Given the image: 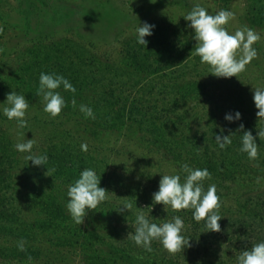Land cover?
<instances>
[{
  "label": "rangeland",
  "instance_id": "rangeland-1",
  "mask_svg": "<svg viewBox=\"0 0 264 264\" xmlns=\"http://www.w3.org/2000/svg\"><path fill=\"white\" fill-rule=\"evenodd\" d=\"M195 4L212 15L221 10L212 0H0V103L5 102L10 91H16L25 95L30 104L24 128L8 120L2 112L7 105H0V207L4 203L0 209V247L20 250L18 245L23 242L24 250L35 251L23 259L12 258L16 250L9 257L3 251L0 264H139L138 260L122 257L116 248L131 240L129 233L134 232L139 213L150 222L163 219L162 204H155L152 195L158 190L160 175L179 174L180 166L148 133L126 123L113 128L103 126L109 114L105 104L110 91L126 93L132 83L154 78L157 84H149L148 88L155 91L166 88L175 93L178 83L199 80L205 92L201 106L219 110L223 116L239 111L241 119L235 122L264 129V119L256 117L258 109L252 98L253 88L264 87V27L248 25L244 16L248 10L246 0H230L222 8L233 13L225 25L229 32L246 25L261 37L253 45L257 56L237 77H216L205 63L198 64L199 76L191 70L181 74L174 67L169 71H153L150 65L155 66L156 56L146 59L149 69L145 66V70H139L121 63L118 77L111 69L120 64L121 43L133 46L131 39L136 37V27L142 22L155 25L153 33L160 31L158 46H150L152 52L173 51L170 58L164 55L169 65L182 55H193L196 42L183 16ZM146 39L156 41L152 35ZM184 39L191 47L186 49ZM85 56L92 65L82 60ZM82 61L89 70L94 69L91 80L94 85L83 87L78 86V81H70L72 73L78 77L85 75V66H78ZM70 63L72 69L68 67ZM99 65L101 73L95 70ZM41 72L63 75L76 88L75 94L62 87L58 89L66 101L58 116L46 113L43 98L37 95ZM131 76L134 82L127 83ZM73 98L77 101L75 107L71 103ZM92 100L98 101L97 109L93 110L95 118L86 117L79 110L81 104L91 107ZM223 121L225 126L233 123ZM221 131L231 129L222 126ZM23 134L26 139H34V153L47 154L45 167L32 166L31 161L24 159L26 154L16 150L15 144L23 139ZM258 142L256 158L250 159L246 153L238 158L250 168L249 181L227 180L224 184L231 192L219 197L220 208L226 215L222 221L228 222L238 207L246 203L260 206L258 212L264 209V137H257ZM84 143L87 151L81 150ZM216 146L212 142L209 153H217ZM227 147L230 150L224 153L235 160L233 153H241L240 149L232 143ZM85 168L101 175L99 186L109 193L77 225L65 206L67 188ZM129 204L131 208L123 209ZM165 207L167 212L180 213ZM245 225L255 232L262 230L258 234L262 238L255 244L264 241V225L247 220ZM220 256L213 253L208 259L220 264ZM179 264L206 263L185 259L179 260Z\"/></svg>",
  "mask_w": 264,
  "mask_h": 264
},
{
  "label": "trees",
  "instance_id": "trees-1",
  "mask_svg": "<svg viewBox=\"0 0 264 264\" xmlns=\"http://www.w3.org/2000/svg\"><path fill=\"white\" fill-rule=\"evenodd\" d=\"M212 1L221 9L226 8L230 2V0ZM245 5L248 7L244 15L248 25L251 27H264V0H246ZM249 14L251 15L248 16ZM159 32L153 33L152 37L156 41H150L146 49L143 45L137 43L136 37L130 38L133 40V46L129 42H122L119 53L120 64L118 67L113 66L111 68L115 72V76H119L117 70H120L121 63L131 66V68H139V70H145V66L149 69L146 59L148 61L152 56H156L153 60L155 66L153 67L152 63L150 65L153 71H169L174 67L181 74L191 70L196 73V76H199L201 72L199 71L198 64H201V61L200 57L195 55V53L193 55H182L176 59L175 63L169 65L165 61L164 55L170 58L173 55L172 50H169V53L158 49L153 52L151 51V45L158 46L159 44V40L157 39ZM184 45L186 49L187 47H191V43L185 39ZM82 60L89 62V64L91 63L88 56H85ZM83 64L81 63L78 66H85L84 70L86 72L83 70L85 75L78 77L72 73L69 77L71 82L78 81V86L81 84L84 87L93 83H91V80L95 76V72L94 69L93 71L89 70L90 68L87 67L88 64L86 62H83ZM68 67L72 69L73 64L70 63ZM95 70L97 73L102 72L100 65L95 67ZM126 82H134L132 76ZM155 82L154 78L143 79V81L141 79L137 84L132 83L133 85L126 93H122L120 90L119 92L110 91L109 93L101 91V93H107L109 100L105 104V108H108L109 114L106 115L108 118L105 116L103 126L105 128H113L118 124L126 123L129 126L148 133L157 143L162 144L164 151L180 166L179 174L182 181L186 174L182 172L181 165L187 163L192 168H207L211 173V179L203 181L204 190L207 191L209 185L215 184L216 194L220 198L231 192V189L224 186L227 180H233L236 183L249 181L251 177L250 168L242 165L239 162L240 159L238 160L244 153L236 151L237 153H233L235 160H230L231 156L228 155L229 153H224L230 150L229 147L220 149L218 145L216 146L217 153H209L208 147L212 142L216 143L214 140L216 135L230 134L232 141H234L232 142V146L237 150L240 149L243 130H238L240 124L237 122H233L231 126H225L223 121L224 116L220 114L219 110H216V112L214 109L208 110L201 106L205 98L202 81L187 80L178 83V90L175 93L168 91L166 88L157 91L148 88L149 84L156 85L157 83ZM172 85L175 86L176 84L173 83ZM83 93L87 92L83 91ZM91 102V108L96 110L98 101L93 102L92 100ZM243 125L244 130H250L253 135L260 131V128L254 124L248 125L243 123ZM196 126L199 128L194 130ZM222 126L231 129V131L222 132ZM257 144L259 145L260 143L258 142ZM262 164H264V160H262ZM3 207L4 203H2L0 209ZM162 208L161 215L163 219L154 223L161 224L165 221H171L172 217L175 216L173 211L167 212L164 210L166 207L163 205ZM259 208L260 206L256 203H253V205L246 203L238 207L236 213L233 214V217L228 222L222 221V219L219 221V232L208 231L203 221H196L193 218L192 210L183 209L180 210L178 215L184 221L182 235L186 239H190V247H185L182 251L171 253L158 240H153L151 251H148L142 246H137L131 239L121 247H117L116 252L129 260H138L139 264H179V260L185 259L215 264L214 261L208 259V256H211L213 253H220V264H237V257L241 252L250 249L255 244L254 242H258L262 238L261 236L260 238L258 237L262 234V230L255 232L254 229L250 228V225L249 227L245 225L246 220L251 222V224L264 225V209L258 212ZM218 212L221 217L226 216L225 211L221 208ZM229 227H232L233 230L231 231ZM14 250H16V253L12 258L23 259L25 256L28 257L35 252L29 249L20 251L15 248L0 247V256L3 251H6V257H9L13 254ZM120 258L118 257L117 261Z\"/></svg>",
  "mask_w": 264,
  "mask_h": 264
},
{
  "label": "clouds",
  "instance_id": "clouds-1",
  "mask_svg": "<svg viewBox=\"0 0 264 264\" xmlns=\"http://www.w3.org/2000/svg\"><path fill=\"white\" fill-rule=\"evenodd\" d=\"M186 25L193 31L195 40V55L200 57L201 63L207 64L212 75L216 77H237L246 65L256 56L257 50L253 45L261 39L259 33L248 27L243 26L234 33L228 31L227 25L233 18V13L221 9L215 15L209 14L208 10L200 4H195L190 11L183 16ZM155 25L148 22L138 23L136 27V41L146 49L149 41L146 37L153 35ZM76 92L75 86L63 75L56 73L41 72L39 76V87L37 95L42 96L44 111L51 116H58L66 107V101L58 89ZM253 103L258 111L256 117L264 119V87L253 88ZM75 107V98L71 101ZM6 104L2 108L3 115L8 120H14L18 127L27 126L26 111L30 107L25 95L16 91H10L6 95V100L0 105ZM79 110L86 117L95 118L93 109L85 104L79 105ZM224 119L229 122L239 121L241 113H226ZM238 130H243L241 137L240 151L246 153L250 159L258 155L257 137H264V129L256 133L254 137L250 130H244L241 123ZM215 142L220 149H225L232 143L229 135H216ZM35 144L34 139H23L15 144L18 152L26 154L24 159L31 161L34 167H45L48 160L46 153L36 154L32 151ZM81 150L87 151V144H81ZM112 165V164H109ZM181 170L186 175L183 181L180 174L160 175L158 190L152 195L155 204L170 206L174 210L191 209L193 218L196 221H203L208 231L219 232L220 198L216 194L215 184L208 186L204 190L203 181L211 179V173L207 168H192L187 163L181 165ZM101 175L98 176L92 168L83 169L74 183L67 188L66 209L77 225L83 223L89 211L95 210L98 205L105 200L109 193L105 188L100 187ZM132 205L123 206L129 209ZM119 211H122L120 208ZM153 220H155L153 218ZM135 230L129 233L131 239L137 246H142L151 251V243L158 240L160 244L169 252L175 253L182 251L185 247H190V239L182 235L184 221L179 215L172 217L171 221L161 224L150 222L141 212L136 216ZM207 231V232H208ZM18 247L24 250L21 242ZM237 264H264V241L252 245L250 249L243 250L237 257Z\"/></svg>",
  "mask_w": 264,
  "mask_h": 264
}]
</instances>
